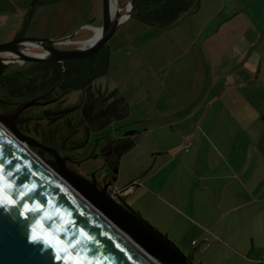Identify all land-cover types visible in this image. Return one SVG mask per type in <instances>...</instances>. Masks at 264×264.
<instances>
[{"label": "crops", "instance_id": "1", "mask_svg": "<svg viewBox=\"0 0 264 264\" xmlns=\"http://www.w3.org/2000/svg\"><path fill=\"white\" fill-rule=\"evenodd\" d=\"M1 1L0 14L16 11L0 38L6 41L31 35L38 9L64 0L37 5L31 16L34 0L14 9L12 0L7 8ZM94 1L102 21V0ZM129 22L117 37L119 53L125 62L134 52L141 62L117 76L133 74L131 113L139 139L153 140L150 158L117 182L131 187L126 195L137 194L139 216L143 207L155 229L190 248L194 264H264V0H198L166 27L130 17L119 26ZM150 28L146 56L131 45ZM117 44L108 42V72Z\"/></svg>", "mask_w": 264, "mask_h": 264}, {"label": "water", "instance_id": "2", "mask_svg": "<svg viewBox=\"0 0 264 264\" xmlns=\"http://www.w3.org/2000/svg\"><path fill=\"white\" fill-rule=\"evenodd\" d=\"M135 1L117 3L118 10L112 13L111 0H102V23L92 26L100 28L101 35L87 46L58 48L52 38L32 36L0 43V75L17 61L14 56L19 62L92 56L124 21L122 13L131 16ZM25 42H35L45 55L26 53ZM68 178L71 183L43 165L0 124V264H194L120 197L83 178Z\"/></svg>", "mask_w": 264, "mask_h": 264}, {"label": "flooded vegetation", "instance_id": "3", "mask_svg": "<svg viewBox=\"0 0 264 264\" xmlns=\"http://www.w3.org/2000/svg\"><path fill=\"white\" fill-rule=\"evenodd\" d=\"M92 26L82 25L90 30ZM18 36L30 35L21 32ZM53 40L58 48H71L86 38L66 36ZM32 47L39 48L33 45L29 49ZM15 62H26L28 66L10 69ZM25 62L10 63L0 75V124L67 183H71L68 177L83 178L99 189L105 187L114 198H121L122 194L113 192L111 178H117L118 172L115 174L112 169L118 171L124 154L137 144L140 135V127L135 125L139 123L137 116L131 113L129 93L101 76H90L84 84H67L70 80L65 76L66 70L49 68L64 62ZM36 63L45 66L34 69ZM24 102L29 104L23 107Z\"/></svg>", "mask_w": 264, "mask_h": 264}, {"label": "rangeland", "instance_id": "4", "mask_svg": "<svg viewBox=\"0 0 264 264\" xmlns=\"http://www.w3.org/2000/svg\"><path fill=\"white\" fill-rule=\"evenodd\" d=\"M12 2H11V7L9 9H14L15 8L14 6H17L16 4H20V0H12ZM124 2L125 0H117L118 5H123ZM94 4H95L94 0H64L62 3L58 4V6L56 7L46 6V7L39 8L36 14V16L39 18L37 22L39 24L38 26L34 28L30 36L52 38V39H57V38L66 37V36H72L73 38H76V39L90 38L93 34V31L87 28H83L82 25H85V24L95 25L99 23L101 25L102 23L99 17L96 18V14L94 13V10H95ZM1 5L3 6L2 8H7L8 6L5 3V0L1 1ZM15 13L16 11L15 12H9V11L1 12L0 14V18H1L0 38L1 36H5L10 33L9 31L11 29V18L10 17H13ZM100 13H101V8H100ZM47 15H48V19L46 20ZM100 17L102 18L101 15ZM130 23L131 22L118 27V29L116 30L117 31L116 34H114L108 41L110 45L114 46L117 43H121V41L117 42L118 40L117 37L119 33H122L123 30L127 29ZM134 23H139V22H134ZM130 26L131 27L133 26V22L130 24ZM150 29L151 30H149L146 33L143 32L139 38H136L135 41L132 42V45H131L137 48L138 51H142V53L146 54V56H149L153 52V46H152L153 30L152 28ZM75 30H77L78 33L74 34ZM147 38H149V41H146ZM141 40L144 43L140 42ZM2 42H5V41H2L0 39V43ZM121 44H117L118 47L115 48V50H113L114 53H116L115 57H118L119 59L117 60L113 59L111 71L101 76V78L109 82L111 85L116 86L119 89H122L124 92L127 93V92H130V90L132 89L131 84L134 80V78H132L133 74L125 75L123 79H120V77L117 76V74L119 72V75H120V73H125L128 70L134 69L135 67H137V64H139L141 61L137 60L136 56L134 55V52L130 55V57L125 55V62L122 61L121 56L123 55V53L122 52L119 53V51H122L121 47H123L121 46ZM76 46H79V44H76L73 47H76ZM131 46L126 44L125 48H123V51L130 50ZM29 50L33 52L43 51L39 48H34V47L30 48ZM151 64L153 65V63ZM27 66L28 64L26 62L18 63V64L15 62L13 63V65L10 66V69L24 68ZM154 69L153 67H151V70H154ZM143 71L146 72V67ZM135 125L139 127L141 126L138 122ZM146 140L147 141L144 143L143 140L139 139V143L136 145V148L132 150L130 153L127 152L126 154H124V157L119 164L117 178L113 184V186L116 187V189L123 188L120 182H117L119 176L127 175L129 172L132 171V169L136 168V166L138 167L143 160H148L150 158V151H148L147 149V144L150 141L152 142L153 139L148 137L146 138ZM126 194L127 192L125 193V195ZM125 195L121 197V200L124 201L127 205H129L134 211H137L136 209L140 208L139 201H136L137 199H135V198H138L137 194L135 196L131 194L126 195V196ZM142 212L143 213L142 215L140 214V217L143 220L147 221L152 227L155 228V226L149 220L145 218L146 213L143 207H142ZM173 244L177 246L183 252V254L185 255L190 254L191 252L189 251L190 248L188 249L186 245L182 243H179V245H177L176 243H173ZM197 256H199V254H197ZM230 264H233V261H231ZM236 264H241V263L236 262Z\"/></svg>", "mask_w": 264, "mask_h": 264}, {"label": "trees", "instance_id": "5", "mask_svg": "<svg viewBox=\"0 0 264 264\" xmlns=\"http://www.w3.org/2000/svg\"><path fill=\"white\" fill-rule=\"evenodd\" d=\"M55 0H48L54 2ZM47 1L34 0L33 6ZM198 0H136L130 18L152 27H166L173 23L181 14L195 8ZM33 9H29L31 16ZM110 47L108 42L95 54L88 58L76 59L62 63H55L49 68L62 72L66 70L65 76L70 81L84 84L90 76H102L108 72ZM43 63H36L34 69L41 68ZM42 65V66H41ZM61 74V73H60ZM136 213V212H135ZM138 215V213H136Z\"/></svg>", "mask_w": 264, "mask_h": 264}, {"label": "bare ground", "instance_id": "6", "mask_svg": "<svg viewBox=\"0 0 264 264\" xmlns=\"http://www.w3.org/2000/svg\"><path fill=\"white\" fill-rule=\"evenodd\" d=\"M111 10H112V13H114L115 11L118 10V5H117L116 0H111ZM127 17H128L127 12H123L122 15H121V17H120V19L125 20V19H127ZM91 29L93 31L92 36L90 38H87L86 40H82L81 42H79V45L80 46H87V45L93 43L101 35V29L100 28H93L92 27ZM33 45L39 47L37 44H35V42H25V44H24V51L26 53H32L33 55H37V56H44L45 55V53H46L45 51H41V52H33V51H30L29 50V47H31ZM12 55H15V54H12ZM7 56H9V55L7 54ZM17 57L18 56H14V58H15L14 60L21 61ZM11 58H12V56H11Z\"/></svg>", "mask_w": 264, "mask_h": 264}, {"label": "built area", "instance_id": "7", "mask_svg": "<svg viewBox=\"0 0 264 264\" xmlns=\"http://www.w3.org/2000/svg\"><path fill=\"white\" fill-rule=\"evenodd\" d=\"M128 19V18H127ZM126 20V19H125ZM131 187L128 186L127 188L125 189H113V192L116 193V194H125L126 192H128V190H130Z\"/></svg>", "mask_w": 264, "mask_h": 264}]
</instances>
